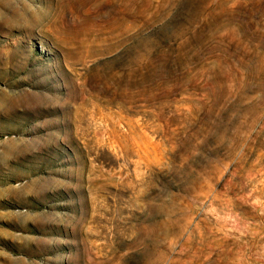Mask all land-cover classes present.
I'll use <instances>...</instances> for the list:
<instances>
[{
  "label": "rangeland",
  "instance_id": "1",
  "mask_svg": "<svg viewBox=\"0 0 264 264\" xmlns=\"http://www.w3.org/2000/svg\"><path fill=\"white\" fill-rule=\"evenodd\" d=\"M0 11V264H264V0Z\"/></svg>",
  "mask_w": 264,
  "mask_h": 264
},
{
  "label": "bare ground",
  "instance_id": "2",
  "mask_svg": "<svg viewBox=\"0 0 264 264\" xmlns=\"http://www.w3.org/2000/svg\"><path fill=\"white\" fill-rule=\"evenodd\" d=\"M27 10V9H26ZM25 10V11H26ZM21 11V10H20ZM19 11V12H20ZM14 13H15V11H13ZM23 13V12H22ZM21 14V13H20ZM3 11H0V17H2L3 18ZM26 15V14H25ZM34 15V14H33ZM13 16V15H12ZM23 16V15H22ZM42 16V15H41ZM17 17V16H16ZM16 17H15V19H16ZM37 17V16H36ZM27 18V17H26ZM39 18V17H38ZM1 19V18H0ZM4 19V18H3ZM9 19V18H8ZM23 19V18H22ZM31 19H32V17H31ZM18 20H19V18H18ZM25 20V19H24ZM38 20L39 19H34L33 21H32V23H31V25H34V24H36V22H38ZM41 20H43V19H41ZM3 21V20H2ZM4 22V21H3ZM4 23H6V22H4ZM19 22H17V24H18ZM27 23V22H26ZM30 23V22H29ZM3 24V23H2ZM24 24V23H23ZM14 25V24H13ZM16 25V24H15ZM30 25V24H29ZM22 26V25H21ZM27 26V25H26ZM18 27V26H17ZM29 27V26H28ZM32 28V27H31ZM35 28V27H34ZM26 30V29H25ZM92 30V27L90 26V25H84V26H82V27H80L79 28V30L78 31H76L75 33H74V38H76V37H85V36H87L88 35V33L90 32ZM30 31V30H29ZM26 32V31H25Z\"/></svg>",
  "mask_w": 264,
  "mask_h": 264
}]
</instances>
